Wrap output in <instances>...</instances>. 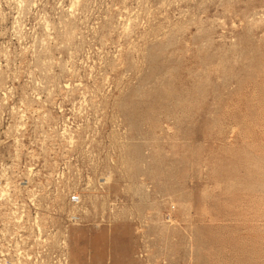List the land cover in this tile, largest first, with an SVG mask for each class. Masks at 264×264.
Instances as JSON below:
<instances>
[{"label":"rangeland","instance_id":"obj_1","mask_svg":"<svg viewBox=\"0 0 264 264\" xmlns=\"http://www.w3.org/2000/svg\"><path fill=\"white\" fill-rule=\"evenodd\" d=\"M0 264H264V0H0Z\"/></svg>","mask_w":264,"mask_h":264}]
</instances>
